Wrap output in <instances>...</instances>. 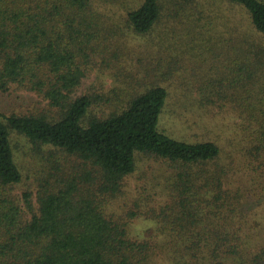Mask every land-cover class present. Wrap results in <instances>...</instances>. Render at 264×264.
<instances>
[{
	"label": "trees",
	"instance_id": "obj_1",
	"mask_svg": "<svg viewBox=\"0 0 264 264\" xmlns=\"http://www.w3.org/2000/svg\"><path fill=\"white\" fill-rule=\"evenodd\" d=\"M220 1L229 23L215 22L200 0H0V91L25 89L46 102L0 109V264H148L159 255L264 264V0ZM199 23L211 32L194 33ZM124 48L160 63L225 54L226 69L215 68L197 99L239 120L237 155L160 127L176 69L135 86L115 72L123 85L107 87L109 61ZM35 149L48 175L36 193H18L21 154ZM142 157L151 159L143 191L160 187L168 198L159 210L143 208L140 191L132 207L117 201ZM250 197L256 206L244 211ZM144 214L157 223L155 239L130 232Z\"/></svg>",
	"mask_w": 264,
	"mask_h": 264
},
{
	"label": "rangeland",
	"instance_id": "obj_2",
	"mask_svg": "<svg viewBox=\"0 0 264 264\" xmlns=\"http://www.w3.org/2000/svg\"><path fill=\"white\" fill-rule=\"evenodd\" d=\"M200 3H204V5H202L205 6L209 14L217 15L215 22L220 24L221 21H227L228 23L231 21L229 18L232 12L230 11L231 8L224 2L220 0H200ZM238 16L237 11H235L234 17ZM205 26L208 27V25ZM205 26L199 23V25L195 27L194 33L198 34L203 31L211 32V30H207ZM215 30L219 32L220 25H218ZM223 34L227 36L226 31L223 32ZM199 42L202 43L201 41ZM198 47L201 49V46L196 44V53L199 52ZM129 51V49L124 48L118 56L117 54H113L114 56H112L110 60L112 63L109 61L108 68L106 69L107 87L111 85H123V83L117 79L115 72H117L119 78L125 82V86H135L140 81H149L154 72L165 71L170 74L171 70L176 69L173 73L175 74L174 78L169 81L171 84V91L173 92L169 102V107L172 108V110L163 115L160 127L175 137L189 141L203 138L214 139L223 149L229 150L228 152L231 151L235 156L237 155L238 151H235L233 147L240 136V133L238 134V131L235 129H238L235 124L239 120L232 117V114L228 110L220 111L214 106L202 105L199 99H197L199 98L197 94L198 86L207 82L208 79L209 83L212 84V77L217 74L216 70L224 71L226 69L227 58L225 54H207V52L202 54H174L171 58L172 63L169 61L170 58L162 59L160 63L152 54ZM174 60L177 61V64ZM158 63L160 65H157ZM109 65L112 67L109 68ZM95 72L96 70H93L91 74L84 78L82 85L76 91L77 93L87 90L94 79ZM39 101L40 98L37 94L29 90L12 88L8 92L0 91V109L3 111H10L12 109L23 110L27 107H33L38 104ZM45 104V100H42L38 105L44 106ZM21 149L22 151L30 150L26 145L23 148L21 147ZM35 152L36 149L32 155L27 153L21 154L23 181L16 185L15 189L18 193H21V191L25 189H31L36 193L35 187L37 186L38 179L40 177L42 179L46 178L48 175V171L45 167L50 164L49 161L46 157H43L41 154H35ZM150 161L151 159L142 157L140 161V168L142 170H137L128 178L129 181L125 187L127 193L124 197H120L117 200L121 203L123 208L132 207V202L138 197L139 191L143 192L140 200L143 208L149 206L159 210L160 201H167L168 198L160 187L143 191V188L140 186V184H144L148 179L147 176L145 177V171L150 173L151 170L148 167ZM152 163L155 165L158 162L153 161ZM160 186L162 187V182ZM125 202H127V204H125ZM144 204L147 205L145 206ZM244 204L245 205H242L244 211H250L256 206V202L252 197L249 198V203L245 202ZM156 226V221L147 217L146 214H144V216L137 215L130 224V232L137 237L155 239ZM148 264L174 263L172 260L170 261V259L168 260L163 258L162 255H159L156 256L155 259L149 260Z\"/></svg>",
	"mask_w": 264,
	"mask_h": 264
}]
</instances>
